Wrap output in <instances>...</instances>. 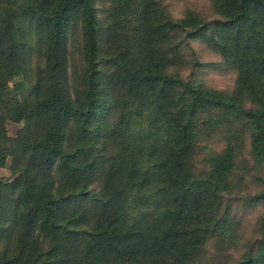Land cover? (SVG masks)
I'll list each match as a JSON object with an SVG mask.
<instances>
[{"label":"trees","instance_id":"trees-1","mask_svg":"<svg viewBox=\"0 0 264 264\" xmlns=\"http://www.w3.org/2000/svg\"><path fill=\"white\" fill-rule=\"evenodd\" d=\"M111 4L103 28L94 0H0V155L11 156L18 173L0 181V264H200L210 238L237 240L220 210H230L222 209L225 197L264 162V0H212L218 17L210 22H172L158 0ZM75 13L84 60L78 100L68 91L66 57ZM27 18L47 30L46 73L38 71L31 96L19 100L7 83L23 73ZM177 31L199 32L236 69L231 93L192 85L170 69ZM103 52L121 93L113 124L98 126L108 96ZM211 112L215 122L207 124L226 127L225 144L197 170L195 139ZM10 120L24 123L15 137L7 135ZM71 126L77 141L66 151ZM244 142L254 163L241 170ZM249 196L264 206V187ZM259 230L238 264H264V212Z\"/></svg>","mask_w":264,"mask_h":264},{"label":"rangeland","instance_id":"rangeland-1","mask_svg":"<svg viewBox=\"0 0 264 264\" xmlns=\"http://www.w3.org/2000/svg\"><path fill=\"white\" fill-rule=\"evenodd\" d=\"M158 1L162 13L165 17L170 18L172 22H178L187 17H196L200 18L199 20L202 22H210L218 17L214 11L212 0ZM111 2L112 0H94L96 16L103 28L110 20ZM28 20L30 19H21L20 23L21 41L19 45H21L25 62L23 73L13 75L7 83L11 93L19 100L23 97L28 98L31 96L32 85L37 79L38 71L42 70L44 74L46 73L47 30L45 25L37 24L34 19L32 21ZM199 34V32H196L187 35L184 31H177L174 35L172 34L175 38H173L174 42L172 41L173 49L170 54L174 55L177 53L179 56L171 64L170 69L192 85L231 93L236 85V69L227 64L216 50L199 37ZM102 45L103 39L101 40ZM66 52L68 60V91L74 99L78 100L83 91L82 73L84 60L81 20L76 13L67 28ZM107 55L106 52H103L99 65L101 82L108 91V96L105 99L101 118L97 121L98 126L100 124L106 126L107 122H110V125L113 124L118 115V98H120L121 93V89L114 87L116 84L112 78V67L107 64ZM209 122H215L214 112L204 115V123L200 126L195 139L197 144L193 163L197 170L206 168L208 159L214 153L219 152L225 144L226 127L224 125L216 127L214 123H212L213 127H211L207 124ZM23 126V121H8L6 124L7 135L15 137ZM76 138L77 131L71 126L66 142V151L74 150ZM101 142L98 140L93 149L97 148L99 150L102 146ZM106 145L109 146V144ZM241 148H239L241 149V155L237 168L243 170L245 167V169H248L254 163L247 153L250 149L249 142H244ZM12 162L11 156L3 160L0 155V181H11L17 176L18 173L12 172ZM241 170L237 172L241 174ZM55 175H57V168L55 169ZM101 175L102 173L100 176L97 175L93 182L95 190H100L99 180ZM258 176L263 178V180L259 181ZM240 187L242 188L240 192V188L236 186L233 191L234 194L225 197L222 209L227 206L230 210H220L221 213H226L227 211L228 219L225 221V226L232 230V237H237L235 244H228L221 235L210 238L207 241L204 253L201 255L200 264H238L241 257L243 259L246 258L249 250L255 249L256 241L260 238L259 224L263 216L264 206L261 203L254 205L248 198L250 197L249 195L264 187V162L262 167L255 166L253 170H249V173L243 177ZM236 191L239 193H236ZM228 232L224 235L226 239Z\"/></svg>","mask_w":264,"mask_h":264}]
</instances>
